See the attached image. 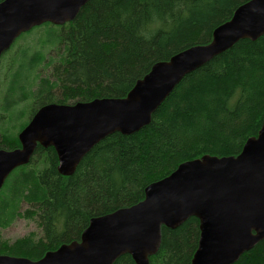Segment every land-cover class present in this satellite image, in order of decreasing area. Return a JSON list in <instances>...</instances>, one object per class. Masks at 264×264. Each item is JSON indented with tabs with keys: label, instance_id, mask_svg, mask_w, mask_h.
<instances>
[{
	"label": "trees",
	"instance_id": "trees-1",
	"mask_svg": "<svg viewBox=\"0 0 264 264\" xmlns=\"http://www.w3.org/2000/svg\"><path fill=\"white\" fill-rule=\"evenodd\" d=\"M246 1L90 0L72 21L46 22L21 34L2 54L24 40L8 63V72L17 68V76L6 94L0 76V149L20 146L19 132L45 104L126 96L154 63L209 43ZM29 100L32 107L26 105L23 115L29 111L30 119L9 130L10 123L17 127L19 104ZM263 120L264 36L242 39L186 75L150 124L130 135L110 134L73 175L59 172L54 147L38 145L29 163L15 168L0 189V228L35 218L43 236L30 233L14 241L0 236V254L37 260L80 239L93 217L143 200L145 188L180 163L206 154L237 155ZM24 204L29 207L23 211ZM199 223L191 216L177 228L163 226L151 264H191ZM114 264L136 262L125 254ZM233 264H264V239Z\"/></svg>",
	"mask_w": 264,
	"mask_h": 264
},
{
	"label": "water",
	"instance_id": "water-1",
	"mask_svg": "<svg viewBox=\"0 0 264 264\" xmlns=\"http://www.w3.org/2000/svg\"><path fill=\"white\" fill-rule=\"evenodd\" d=\"M90 0H2L0 57L23 33L46 22L74 20ZM264 36V0H249L219 25L207 44H196L158 61L124 97L41 106L19 132L20 146L0 149V189L11 172L29 163L38 145L52 146L58 170L73 175L101 140L133 134L189 73L242 39ZM199 219L200 238L191 264H233L264 239V120L237 155L206 154L186 160L150 183L145 197L129 207L95 216L80 239L61 244L37 260L0 254V264H114L129 254L151 264L162 244V228Z\"/></svg>",
	"mask_w": 264,
	"mask_h": 264
},
{
	"label": "rangeland",
	"instance_id": "rangeland-1",
	"mask_svg": "<svg viewBox=\"0 0 264 264\" xmlns=\"http://www.w3.org/2000/svg\"><path fill=\"white\" fill-rule=\"evenodd\" d=\"M24 47H25L24 40H21L15 45L13 50L8 55H6L3 58H2L3 55L1 56L2 60H0V76L3 84L4 94H6L9 87L11 89L13 80L17 76V68H14L10 73L8 72L7 70L8 63H10L11 57L15 53L20 52ZM31 103L32 100H29L28 103L26 102L24 104H19L18 111H20L19 113L21 114L15 119V122L17 121L16 123L17 127L13 126L14 123H10L9 130L13 132H15V130L16 131L19 130L30 119L29 111L25 112L24 115H23V111L26 105H30ZM30 107H32V104L30 105ZM28 207L29 205L24 204L21 210L24 211ZM30 233H35L37 239L42 238L43 236V228L40 227V225L38 224L35 218H18L9 227L0 228V236L2 237V239H8L10 241H14L18 238L27 236Z\"/></svg>",
	"mask_w": 264,
	"mask_h": 264
}]
</instances>
